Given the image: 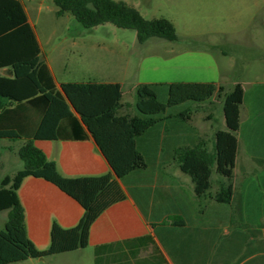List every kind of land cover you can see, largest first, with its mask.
I'll use <instances>...</instances> for the list:
<instances>
[{"label":"trees","instance_id":"trees-1","mask_svg":"<svg viewBox=\"0 0 264 264\" xmlns=\"http://www.w3.org/2000/svg\"><path fill=\"white\" fill-rule=\"evenodd\" d=\"M57 16L66 12L87 28L111 22L135 29L140 43L152 37L178 39L175 25L165 17L146 18L123 0H54ZM30 23L22 0H0V147L2 139L26 138L18 149L24 166L0 182V212L7 220L0 228V264L85 248L90 229L100 214L126 198L123 185L139 200L129 185L151 176L152 158L172 157L173 107L180 105L182 118H189V104L206 103L224 93L226 129L215 131V151L184 143L175 155L179 168L189 175L198 196L207 194L216 172L222 180L214 199L229 204L233 198L234 167L239 149L236 132L240 127V106L245 90L238 82L231 91L216 82L141 83L135 90V113H121L123 87L120 82L98 80L63 81L58 87ZM86 129L94 137L112 171L101 175L68 177L54 160L35 145L34 139L85 138ZM163 130V136H162ZM148 137L150 145L142 144ZM41 177L56 184L76 199L83 213L76 225L63 227L56 220L50 229V244L39 249L28 235L25 209L19 196L23 180ZM171 211V209L169 208ZM153 221L155 218L150 216Z\"/></svg>","mask_w":264,"mask_h":264},{"label":"crops","instance_id":"crops-1","mask_svg":"<svg viewBox=\"0 0 264 264\" xmlns=\"http://www.w3.org/2000/svg\"><path fill=\"white\" fill-rule=\"evenodd\" d=\"M22 2L25 6L24 0ZM28 18L32 24L29 15ZM48 66L52 72L49 63ZM0 71L11 75L8 68ZM98 81L122 84L109 76ZM56 83L60 87V83ZM141 83L150 81L135 83L129 93L135 94L136 87ZM244 90L240 127L236 132L239 149L231 203L222 204L214 199L222 180L216 172L211 178L210 191L203 196L196 195L191 177L181 171L175 155L177 148L184 143L191 146L200 144L214 153L216 129L227 128L224 93H216L206 103L189 104L187 111L190 117L187 119L182 118L184 110L179 109L180 105L173 111L172 157L162 159L158 152V156L148 163L152 175L129 185L137 191L148 216L129 192L128 186L123 185L126 198L109 206L94 221L85 248L21 262L264 264V81L256 82L250 94L245 87ZM126 93L123 88L120 111L134 114L135 103L125 99ZM86 131L88 135L85 138L34 139V143L57 163L59 171L65 176L101 175L112 171L94 137ZM161 133L163 136V130ZM25 141L26 138L1 140L0 168H14L5 172L3 177L23 168L18 149ZM142 143L147 149L151 145L154 148L148 137ZM19 196L25 209L28 235L42 250L50 244V229L54 220L63 227H72L83 213L76 199L41 177H26L20 186ZM150 216L155 219L152 221Z\"/></svg>","mask_w":264,"mask_h":264},{"label":"rangeland","instance_id":"rangeland-1","mask_svg":"<svg viewBox=\"0 0 264 264\" xmlns=\"http://www.w3.org/2000/svg\"><path fill=\"white\" fill-rule=\"evenodd\" d=\"M123 1L146 18L172 21L178 39L140 43L135 29L111 22L87 28L69 12L57 16L54 0H24L41 57L58 83L109 76L122 82L125 99L135 103L129 89L138 82H216L227 91L240 82L250 94L264 81V0ZM13 169L0 168V182ZM7 217L0 212V227Z\"/></svg>","mask_w":264,"mask_h":264}]
</instances>
